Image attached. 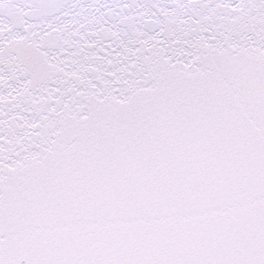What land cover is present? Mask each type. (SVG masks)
<instances>
[{
  "label": "snow or ice",
  "instance_id": "snow-or-ice-1",
  "mask_svg": "<svg viewBox=\"0 0 264 264\" xmlns=\"http://www.w3.org/2000/svg\"><path fill=\"white\" fill-rule=\"evenodd\" d=\"M0 264H264V0H0Z\"/></svg>",
  "mask_w": 264,
  "mask_h": 264
}]
</instances>
